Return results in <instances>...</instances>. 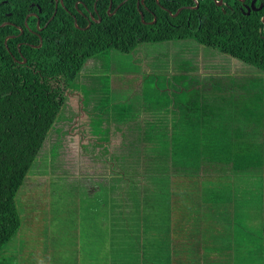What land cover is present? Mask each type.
<instances>
[{
	"label": "trees",
	"instance_id": "obj_1",
	"mask_svg": "<svg viewBox=\"0 0 264 264\" xmlns=\"http://www.w3.org/2000/svg\"><path fill=\"white\" fill-rule=\"evenodd\" d=\"M1 1L0 21L9 10L10 19L24 29H9L18 34L8 42L10 50L27 62L13 59L0 41V250L21 228L16 196L64 116L66 90L99 87L89 80L88 62L110 49L131 52L143 43L176 40L191 42L188 63L194 61L190 68L199 70L203 58L202 67L210 68L205 77L194 74L192 83L175 88L168 81L161 89L166 94L153 100L85 96L101 114L98 131L108 133V127H100L103 120L135 123L127 138L132 168L122 166L119 174L138 180L137 168L147 170L139 185L147 188L144 196L137 191L132 203L136 213L147 212L139 214L144 230L137 219L140 236L125 224L127 250L121 258L111 255L117 250L110 247L113 228L104 226L112 208L113 226L126 220L121 180L100 183L81 196L71 189L77 208L98 201L97 225L88 240L93 247L99 243L106 264H264V0L249 13L241 0H223V5L216 0H59L57 6L55 0ZM30 10L39 16H30L25 25ZM38 18L40 35L30 30ZM234 60L253 69L236 82L239 95L227 92L228 78L222 83L212 70H232ZM127 157L122 153L119 159ZM148 212L158 224L150 222ZM155 225L156 238L142 236ZM141 238L149 244L145 251Z\"/></svg>",
	"mask_w": 264,
	"mask_h": 264
},
{
	"label": "rangeland",
	"instance_id": "obj_2",
	"mask_svg": "<svg viewBox=\"0 0 264 264\" xmlns=\"http://www.w3.org/2000/svg\"><path fill=\"white\" fill-rule=\"evenodd\" d=\"M190 45L189 41L165 40L143 43L131 52L110 49L102 54V57H98V60H90L87 64L91 67L89 80L91 83L96 81L99 87L91 84L85 89L81 85L82 92L76 90L79 94L76 93L77 97L73 103L71 102L72 106L76 108V112L77 107L79 112L81 111L79 104L77 107L76 104L83 94L84 97L91 94L97 100L103 97L107 101L113 100L114 97L136 102L142 99L153 100L156 96L161 98L166 94L167 89L164 92L161 89L167 87L168 81L170 86L175 88L177 83H192L196 79L192 77L194 74L205 77V73L210 71V68L206 71L202 67L205 63L203 58L199 63L201 66L199 70L194 71L190 68L189 64L194 62L188 63L190 58L186 55L188 53L186 47ZM232 67V70L228 71L220 67H213L212 70L215 77L221 78L222 83L228 78L232 86H226L227 92L239 95L241 89L240 86L235 88L236 82L242 79L241 74H245L248 69L251 71L253 69L237 60L233 61ZM252 77L249 81L254 80ZM250 83L258 84L256 81ZM242 89L246 91L244 88ZM254 94L253 98L257 93ZM88 103L87 111L92 119L93 114L90 113L92 102ZM104 106L107 105L104 104ZM74 115L73 112L72 117ZM142 116L140 113L139 118H143ZM61 119L62 117H59L55 122V126L39 151L37 161L17 193L16 204L21 215L22 225L17 235L0 250V264H76V194L71 192V189H76V181L81 182V185L77 184L78 187L83 186L86 190H93L100 186V183L121 180V184L124 185L121 192L122 199L125 200L123 208L127 206L125 216L130 226L129 231L132 230L133 234L139 235V231L136 230V219L140 224L139 228L144 230V220L139 214L143 215L147 212L142 209L139 214L136 213L132 210L136 205L132 203H134L137 191L140 196H144L147 188H141L139 185L143 179V172L147 170L143 167L137 168L138 180L135 176L119 174L123 169L122 166L126 170L132 168L129 160V151L132 145L128 144L127 138L135 123L104 120V124H107L111 129L109 139L106 138L108 150L105 149V152L103 150L104 143L93 140L97 136L85 130V133L81 134V138L76 137V124L66 125L67 122ZM82 120L84 119L78 116V121ZM56 124L63 126L64 131H57ZM96 124L95 120H92V127H96ZM93 131L97 132V128H94ZM82 140L87 142L89 150L82 147ZM122 153L128 155L127 159H119ZM145 165L146 163H144V167ZM127 180L133 183L130 185ZM136 184H138V188ZM113 189L112 184L108 185L107 194L111 195ZM116 192L119 193V191ZM144 201H146L145 197L142 204ZM96 202L98 204V201ZM114 203L112 201L110 205ZM104 204L105 202H102L101 205ZM97 215L99 214L96 213L95 216ZM148 215L151 218L155 216L151 212H148ZM153 223L158 224L155 221ZM155 227L157 228L156 225L151 227L147 233L142 232V236L148 235L156 238ZM88 231L90 232V229ZM146 244L148 247L149 244ZM146 244H142L141 238L139 246H144L143 249H146ZM98 245L99 243L94 244L91 250L92 256H84L78 264H106L107 257L105 258L103 254L97 252ZM122 251L125 252V249ZM138 252L143 254L142 250ZM81 253L83 255L84 251ZM115 255L120 256L119 258L123 257L122 253ZM246 259L244 260L251 261L249 257Z\"/></svg>",
	"mask_w": 264,
	"mask_h": 264
},
{
	"label": "flooded vegetation",
	"instance_id": "obj_3",
	"mask_svg": "<svg viewBox=\"0 0 264 264\" xmlns=\"http://www.w3.org/2000/svg\"><path fill=\"white\" fill-rule=\"evenodd\" d=\"M3 1H8V0H2L1 2L3 3ZM56 1V4L58 5L59 3V0H55ZM242 1V0H241ZM252 1L253 0H250L249 2H247L246 0H243L242 3H243V8L244 9H247L246 6H249L252 10V9H259L262 7L263 5V1L262 0H254V5H252ZM62 3V1H61ZM32 6V5H31ZM30 8V7H29ZM39 12L41 11V8H38ZM12 11H5L4 12V16L5 17L2 21H0V41H2L4 39V43H5V48L7 49V51L9 53H11V56L13 57V59L15 58L16 60H18L19 62L23 63V62H27V58L25 56H23L22 53H18L19 54V57L16 55V53H14V51L10 50V46H9V41H10V45L11 43L13 44V40L15 39V37L18 36V34L14 33V32H11L10 30L14 31L15 29H19L20 30V33H23L24 32V29L22 27L21 24H17L14 20L10 19V17L12 16ZM30 16H36L38 17L39 16V13L34 11V10H30L29 12H27L26 14V17H25V25L27 24V21H28V18ZM264 17V16H263ZM262 17V18H263ZM8 18V19H7ZM41 24V20L40 18L37 19V24H36V28L35 29H30L31 31L37 33L38 35H40V31L42 30V27L40 26ZM28 25V24H27ZM8 28V29H6ZM10 29V30H9ZM4 33H6V35H3ZM20 45H21V42H18V50L21 51V48H20ZM32 45V44H31ZM76 90H80L82 92L81 89L79 88H68L66 90V107H65V112H64V116L62 114V119L61 120H65L67 124H76V137H79L81 138V134H84L85 133V130H87L88 133H92L94 136H97V138L99 137V139L97 140L96 139H93L95 140L96 142H103V150L106 152V150H108V145H107V139H109V135H110V132H111V129L107 126V124L105 125L104 124V120L101 122V125L100 127L102 129H106L107 130V127L109 128L108 129V133H103V132H100L98 131V128L97 127H92V120H95V122L97 123V118H99L101 116V114L97 113V112H93L92 111V107H91V110H90V113L93 114V118L91 119L90 118V115L88 113V104L89 103H85V97L83 95L80 96V100L77 102L76 104V107L78 106L79 104V108H80V112H79V109L77 107V112H76V108H74L72 106V103H73V100L76 99V93L77 95L79 94L78 92H76ZM72 102V103H71ZM75 113V115L72 117V113ZM77 113V114H76ZM87 117H85L86 114ZM144 115V113H141V116ZM78 116L82 117L84 120L82 121H78ZM90 118V120H89ZM105 119V117H104ZM63 121V122H65ZM97 125V124H96ZM57 126V124H56ZM81 128V129H79ZM94 128H97V132L93 131ZM57 131L61 132V131H64V127L59 125L57 126ZM69 130H71V127H69ZM75 137V138H76ZM105 139V140H104ZM94 142V143H96ZM82 147H84L86 150H89L88 148V144L87 142H85V140H82ZM106 149V150H105Z\"/></svg>",
	"mask_w": 264,
	"mask_h": 264
},
{
	"label": "crops",
	"instance_id": "obj_4",
	"mask_svg": "<svg viewBox=\"0 0 264 264\" xmlns=\"http://www.w3.org/2000/svg\"><path fill=\"white\" fill-rule=\"evenodd\" d=\"M76 180L78 179L76 178ZM77 184L81 185V182L76 181V191H78L79 196L83 195L81 194L82 192L91 191V190H86L83 186L78 187ZM120 200H122V197L120 198ZM98 207L99 206L97 202L93 203V205H90L88 207H78V208L76 207V238H75L76 264H78L79 261L82 258H84V256H92L91 250L93 246H92V243L88 240V232H89L88 230L90 229L94 231V226L97 225V222H96V219H94V216L97 213V209H99ZM117 212L118 210H116L115 213ZM112 213H114V209H111L107 213L106 223L104 225V226H107L108 228H113L111 231H108V236L111 241L110 247L117 248V250L115 252H112L111 255L116 256L115 254L122 253V255L125 256L126 250H127V231H128L125 224L127 223V220H125V217H124V220L122 219L120 220V224H117L118 221L115 220V225L113 226L112 225L113 220L111 218ZM114 235H115V239L113 238ZM143 247H142V250L144 251ZM123 249H125V252L122 251ZM82 251H84L83 255L81 253ZM107 260L108 258H106V261Z\"/></svg>",
	"mask_w": 264,
	"mask_h": 264
},
{
	"label": "water",
	"instance_id": "obj_5",
	"mask_svg": "<svg viewBox=\"0 0 264 264\" xmlns=\"http://www.w3.org/2000/svg\"><path fill=\"white\" fill-rule=\"evenodd\" d=\"M62 1V3H63V0H61ZM143 1V0H142ZM243 1V0H242ZM216 3H217V5H223V0H216ZM77 5V4H76ZM252 5H254V0L252 1ZM56 6H57V4H56ZM255 6V5H254ZM111 7V6H110ZM196 7H198V2H196ZM247 7V12L249 13L251 10V8L249 7V6H246ZM180 10V9H179ZM178 10V11H179ZM178 11H177V13H178ZM141 15H142V18H143V13H141ZM90 16H91V19H94V15L93 14H90ZM262 20H263V22H264V17L262 18ZM90 24V23H89Z\"/></svg>",
	"mask_w": 264,
	"mask_h": 264
}]
</instances>
